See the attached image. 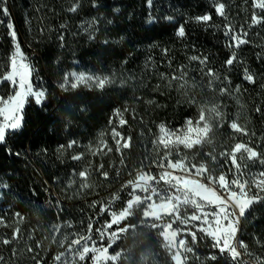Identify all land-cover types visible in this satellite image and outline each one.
<instances>
[{
    "label": "trees",
    "instance_id": "1",
    "mask_svg": "<svg viewBox=\"0 0 264 264\" xmlns=\"http://www.w3.org/2000/svg\"><path fill=\"white\" fill-rule=\"evenodd\" d=\"M4 2L11 17L0 15L4 21L0 23V97L7 100L15 92L11 82L2 81L11 71L10 58L15 52V42L5 26L11 22L32 68V85L45 89L47 99L38 105L30 97L22 131L0 144V183L7 185L0 188V241H11L0 243V264H56L54 257L60 252H66L69 264H92L90 259L79 262L67 252V244L61 247L60 242L65 237L71 240L74 233L87 234L91 222L93 240L101 246L95 230L111 220L108 212H100L101 206L119 193L121 199L110 211L122 208L128 189L121 186L142 165L144 171L157 174L159 168L152 162L163 155V149L154 143L158 126L181 127L186 118L197 115V105H218L223 120L222 127L214 130L212 145H206L199 155V146L187 149L189 161L195 156L193 162L199 163L204 152L214 148L217 166L228 168L230 161L219 153L230 151L238 142L264 154V23H251L254 14L259 17L264 12L253 6L254 0ZM217 3L225 5L224 16L216 12ZM74 6L76 11H71ZM204 14L212 16L209 25L195 19ZM181 26L183 37L177 35ZM228 26L247 43L230 47L234 42L225 35ZM233 51L237 59L226 65ZM194 56L207 57L206 64L191 59ZM209 69L216 78L206 74ZM245 69L255 83L244 78ZM72 72L114 74L116 83L103 90L81 85L64 91L59 85ZM184 81L188 87L181 88ZM222 88L227 91L221 93ZM190 99L196 104H190ZM234 120L247 135L230 128ZM114 131L119 136L114 138ZM129 137L130 146L122 147ZM69 141L76 144L68 148ZM61 145L65 146L62 150ZM17 152L21 155L16 156ZM77 154L82 159L73 160ZM206 162L209 167L216 165L210 159ZM85 169L89 187L80 188L78 173ZM246 215L248 222H242L239 237L252 256L241 249L240 259L256 264L255 257L264 258V204L253 205ZM140 219L141 213L136 211L124 222L138 227L121 234L109 253L124 249L127 260L121 264H172L155 230L145 228ZM55 225L60 226L57 233L53 232ZM15 229L19 233L13 239ZM191 230L197 232L195 244L187 230L181 232L193 248L187 254L188 264H233L212 247L210 238ZM214 254L215 261L210 259Z\"/></svg>",
    "mask_w": 264,
    "mask_h": 264
},
{
    "label": "snow or ice",
    "instance_id": "2",
    "mask_svg": "<svg viewBox=\"0 0 264 264\" xmlns=\"http://www.w3.org/2000/svg\"><path fill=\"white\" fill-rule=\"evenodd\" d=\"M149 4L152 0H147ZM78 6V5H77ZM72 7L71 11H76V7ZM253 6L264 12V0H254ZM225 5L217 3L216 12L220 16L225 15ZM0 15L8 17L10 20L11 14L6 6L4 0H0ZM167 19L171 20L172 17ZM197 22L209 25L212 20L211 14H204L195 18ZM152 22V21H149ZM0 23L4 21L0 20ZM252 24L264 23V16H256L251 18ZM6 28L9 29V35L15 42V52L10 58L11 71L2 77L3 82H11L12 86L18 87L7 100L0 97V116H3V121L0 122V144L6 142L7 138L22 131L24 126L23 109L25 104L31 97L36 104L42 105L47 99V92L45 89H34L30 81L32 68L28 63H25L26 57L20 49L19 43L16 40V31L13 23L8 22ZM177 35L183 37L185 35L184 27L178 29ZM226 36H229L230 47L239 48L241 44L247 43V40L241 38L239 35L232 33L230 26L226 29ZM246 35V34H245ZM62 39V37H61ZM193 60H198L202 65L206 64L207 57H192ZM236 53L233 51L231 56L225 61L226 65H232L236 61ZM209 77L216 78L215 73L211 69L206 73ZM244 78L249 82L255 83L254 76L245 69ZM172 79H177L175 76ZM183 81V75L180 77ZM116 83L114 74L112 76H100L86 72H72L65 75L63 83L59 87L64 91L75 90L79 86L95 87L103 90L106 85ZM181 88L188 87L187 81L180 84ZM221 93L227 90L220 89ZM152 103V101H149ZM190 104H196L195 99L189 100ZM256 111H260L259 108ZM118 114V110H117ZM213 120L216 123H213ZM222 114L219 111V106L214 105L208 107L207 105H197V115L195 117H188L184 124L176 129L167 127L161 123L159 127V134L154 141L155 145L163 149V155L159 161H153L160 172L157 175H152L144 171L143 165L136 170L135 176L127 180L121 189H128V199L124 201V206L118 211H110V206L120 201L119 193H113L107 205H102L100 212H108L111 220L106 222L103 228H96V233L100 239L101 246H97L96 241L93 240L92 232L93 225L89 222L87 226V234H73L71 240L65 237L60 242L61 247L67 244V252L72 253L74 257H78L79 262L91 260L92 264H121L122 260H127L124 254L125 250L114 251V254L109 253V249L117 244L121 239V234L127 233L129 229H135L137 224H127L125 221L133 217L136 211L141 213L140 224L145 228L155 230V234L160 239L162 247L169 253L172 264H188V255L193 252V248L186 244L184 239H177L181 232L187 230L192 238L193 244L197 239V232L192 231L187 226L194 221H201L199 225H194L197 230L203 234L202 238L210 237L213 241L212 247L218 249L219 254L226 260L233 262V264H250L249 261H242L241 249L245 254L252 256L247 251L248 245L243 240L237 239V233L241 232L242 222H248L253 205L264 204V170L258 173H251L248 178H245V170L247 163L243 166L238 162L237 154H240L241 161H250L259 163L264 166V154L257 152L254 148L249 147L244 143H235L230 151H221L219 155L224 157L226 161H230L234 167L235 172L233 178L229 181L227 174L220 171L216 173V169L211 170L208 167L207 160H211L213 164L217 161L215 149L204 152L203 158L199 163L189 161L187 155H180V147L185 149L198 148L197 155L206 145L213 144L214 130L222 127ZM121 124L125 121L121 120ZM230 128L237 133L247 135L246 130L241 127L235 120L230 123ZM114 138L119 136L115 131ZM130 137L122 145L124 148L130 146ZM76 141H69L67 147L72 148ZM119 150L120 140H117ZM64 145L60 149H64ZM111 151V149H108ZM10 151V150H9ZM46 151V149L44 150ZM173 152L176 153L177 158L173 161L171 159ZM20 156L21 153H14ZM73 160L82 159V154L73 155ZM165 161L167 163H165ZM102 167V165H101ZM232 169L230 168L229 171ZM179 173V174H177ZM82 178L80 188L89 187L87 181V169L78 173ZM107 178V173H103ZM207 181V182H205ZM6 184L0 183V188H6ZM219 189V190H218ZM253 189L255 191L253 192ZM140 193V194H138ZM59 204V201H57ZM96 202H93L95 207ZM215 205V209L211 212L212 220L208 219L209 214L204 212V205ZM192 207L201 214L187 215V208ZM184 209L185 215H181V210ZM19 217V213H16ZM22 219V217H21ZM0 219V223H2ZM124 226L121 227L120 225ZM113 225L116 228L113 229ZM177 225V227H173ZM184 226V227H180ZM109 229H113L108 231ZM60 231V226L55 225L53 232ZM19 229L13 232V239L18 238ZM55 239V238H53ZM106 241V244L103 243ZM11 241L4 239L0 241L5 245ZM259 242V241H257ZM28 251H32L31 248ZM91 254V255H90ZM66 252H60L54 257L56 264H69L67 261ZM35 258V257H34ZM211 260H217V255H212ZM0 261L3 257L0 256ZM256 264H264V258L255 257ZM37 264H40L37 261Z\"/></svg>",
    "mask_w": 264,
    "mask_h": 264
},
{
    "label": "rangeland",
    "instance_id": "3",
    "mask_svg": "<svg viewBox=\"0 0 264 264\" xmlns=\"http://www.w3.org/2000/svg\"><path fill=\"white\" fill-rule=\"evenodd\" d=\"M25 63H28V61H27V59L25 60ZM30 65V64H29ZM31 74H32V71H31ZM30 81H31V83H32V78H31V75H30ZM15 89V91H17L18 90V87H14ZM34 88V87H33ZM30 98V97H29ZM27 105V103L25 104V106ZM25 106H24V108H25ZM24 110L25 109H23V113H24ZM3 121V116H0V122H2ZM238 143H244V142H238ZM244 144H246V143H244ZM246 145H248V144H246ZM249 147H251L250 145H248ZM252 148H254V147H252ZM255 149V148H254ZM179 152H180V155L181 156H184V155H188L187 154V149H185V148H183V146H181L180 147V150H179ZM176 155V154H175ZM237 157H238V162H240L241 164H242V166H243V164L244 163H247V169L245 170V178H248V175L249 174H251V173H258V172H260L261 170H264V166H262V165H259V166H253V167H251V165L249 164L250 163V161H241L240 159H239V157H240V154L238 153L237 154ZM218 165V163H216V165H213L212 167H209V165H208V167H209V169L211 170L212 168H215L216 169V173H214V174H219V172L220 171H223V172H225L226 174H227V178H228V180L230 181L232 178H233V173L235 172V169H234V167L233 166H229L228 168L227 167H225L224 165L222 166V167H218L217 166ZM232 169L231 171H229V169ZM159 172H160V169L158 170V172H157V176H158V174H159ZM177 174H179V173H177ZM153 175V174H152ZM205 182H207V181H205ZM219 190V189H218ZM215 209V205H207V204H205L204 205V212H206V213H208L209 214V216H208V219L211 221L212 220V216H211V212L213 211ZM196 213V214H201L199 211H197L196 209H194V208H192V207H188L187 208V215H192L193 213ZM181 215L183 216V215H185V211H184V209H182L181 210ZM202 222L201 221H194V222H192L191 224H189L187 227L188 228H190V229H196L197 230V228L196 227H194V225H199V224H201ZM174 227V226H173ZM182 227H184V226H182ZM175 228V227H174ZM239 234H240V232L239 233H237V239L238 240H240V237H239ZM208 238H210V237H208ZM178 240L179 239H184L185 241H186V244L188 245V246H190V247H192L191 246V244L189 243V241H188V239H186V237H185V235L184 234H180V236L177 238ZM211 239V238H210ZM168 253V252H167ZM169 254V253H168Z\"/></svg>",
    "mask_w": 264,
    "mask_h": 264
}]
</instances>
